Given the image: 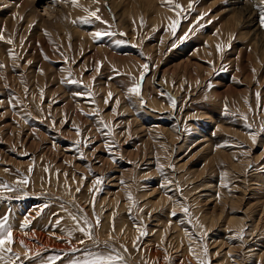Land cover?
Returning <instances> with one entry per match:
<instances>
[{"label":"rangeland","instance_id":"1","mask_svg":"<svg viewBox=\"0 0 264 264\" xmlns=\"http://www.w3.org/2000/svg\"><path fill=\"white\" fill-rule=\"evenodd\" d=\"M174 2L175 31L162 0H0V182L28 181L0 197L5 261L264 264V0Z\"/></svg>","mask_w":264,"mask_h":264},{"label":"snow or ice","instance_id":"2","mask_svg":"<svg viewBox=\"0 0 264 264\" xmlns=\"http://www.w3.org/2000/svg\"><path fill=\"white\" fill-rule=\"evenodd\" d=\"M72 3L74 5H76L77 4V0H72ZM162 3H165V4L173 7L174 10L176 11V15H177L178 18L176 20L172 21V23L170 25L172 30L175 31L177 25H179L181 23V20L179 19V17L181 15H183L184 8H183L182 5H180L178 3H175L174 0H162ZM257 7H259V5H257ZM188 8L189 9L192 8V3L191 2L189 3ZM86 11H89V10L86 9ZM98 11H99L98 9H96L94 11H89V15L87 17L79 18L80 19V23H82V24L90 23L91 22V18H94L97 21H101V17L98 15ZM73 22L75 23L76 21H73ZM101 22L104 23V24L108 23L107 21H101ZM261 25L264 26V16L261 17ZM115 35H116V33L110 32V31H107V30L96 31L93 34V39L96 42H100V41L103 40L104 37L115 36ZM121 36H126V33H122ZM3 39H4L3 35H0V40H3ZM123 42L124 41L122 39L115 40V43H117V44H120V43H123ZM9 43H11V42L9 41ZM217 47H218V49L220 48L219 45ZM12 58H15L14 54L12 55ZM45 58L48 59V57L46 55H45ZM3 67H5V65L0 64V68H3ZM143 69L144 70L140 73V82L135 83L133 86H131V87H129L127 89V91L129 92L130 95L141 96V99H142V82H143V79H144L145 75L149 71V64L145 63L143 65ZM119 74L120 73L117 71V75H119ZM70 83L79 84V83H81V81L78 80V79H71ZM88 95L90 97L92 96L91 91L88 93ZM113 95L114 94L112 92H109L107 94L108 97H112ZM256 95H257V98L259 99V93H257ZM41 96H43V91H41ZM16 99H19V98L16 97ZM105 102L108 103L109 101L106 99ZM171 102H172L173 106H175L176 101H175L174 98L172 99ZM116 103H119V101L117 100ZM11 106L15 107V104H12ZM225 112H227V108H225ZM91 115L95 116V115H97V113H92ZM245 119H247V117H245ZM101 123L103 124V128L101 129V131H103L104 129H107L109 127L107 123H105L103 121H101ZM249 128H251V125H249ZM261 130L264 131V125H262ZM77 132H80V129H77ZM252 139H253V141H255V139H256L255 134H252ZM74 143L80 144L81 141H76ZM83 143H84V146L87 147L89 141L85 140V141H83ZM109 151L111 152V148H109ZM111 154L113 155V159H115L114 153H111ZM81 158H83L82 154H81ZM31 170L32 169L30 168L29 171H31ZM58 174L59 173L57 172V175ZM65 175H67V174H65ZM20 183L26 184V183H28V181L24 180L22 182H17L16 185H10L7 182H0V197H4L6 199L7 198H11V197L6 196L5 194L19 191L20 190V188H19ZM95 183L99 184L100 180L97 179L95 181ZM79 191H80V189L77 188V192H79ZM24 195L26 196L27 192H25ZM129 199L130 200L132 199L131 194H129ZM92 203H93V206H94V200H93ZM65 211H67V209H65ZM182 211L184 213H189V208L183 207ZM171 215H176V212L173 210L171 212ZM10 216H11L10 212H6L3 216H0V253H13V248L11 247V245H13L15 243V238H14V234H13V229H12L11 225L9 224ZM71 219L73 221H75L76 231H79V232L84 234L85 239L84 240H80L78 242L80 245H84L88 240H92L93 244L98 243V241L93 238V228L94 227H98L100 225V217L99 216H96L95 223H93L92 220H90L86 215H84L83 216V226H81V219L78 216L71 215ZM29 223H30V221L25 219V221L23 222L21 227L22 228H27L29 226ZM137 228L140 229V225L139 224L137 225ZM112 230L113 231L115 230L114 217H113V222H112ZM68 235L71 236L72 232L70 231L68 233ZM140 235L141 236L146 235V232H144L141 229L140 230ZM137 239H139V237ZM20 243L23 244V241H21ZM104 243L107 244L108 241H105ZM25 247H26V245H25ZM76 250L77 249H73V251H76ZM192 252H193V255H195V251L192 250ZM204 252L207 253V247L206 246L204 247ZM14 255H15V259L9 258L6 261H5V257L3 255H0V261H5V264H16V261L19 259L20 254L19 253H15ZM37 255H39V253H37ZM196 258H197L198 264H207V262L204 261V260H201L199 256H197ZM60 259H61V257L51 256L48 259H46L45 261H43L42 264H56V261L60 260ZM114 261H122L123 264H127V261H126V259L123 256H109V257L100 256V257H96L94 259H86V260H83V261L70 260L69 264H113Z\"/></svg>","mask_w":264,"mask_h":264},{"label":"bare ground","instance_id":"3","mask_svg":"<svg viewBox=\"0 0 264 264\" xmlns=\"http://www.w3.org/2000/svg\"><path fill=\"white\" fill-rule=\"evenodd\" d=\"M46 10H47V8H46ZM233 219H231V221H232ZM234 221V220H233Z\"/></svg>","mask_w":264,"mask_h":264}]
</instances>
